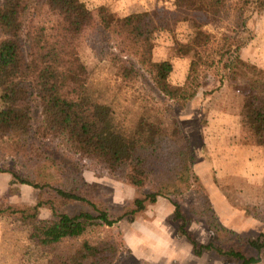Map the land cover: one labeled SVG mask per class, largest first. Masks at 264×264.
<instances>
[{"label": "trees", "instance_id": "1", "mask_svg": "<svg viewBox=\"0 0 264 264\" xmlns=\"http://www.w3.org/2000/svg\"><path fill=\"white\" fill-rule=\"evenodd\" d=\"M171 7L160 2L150 12L115 17L102 5L94 19L81 0H0V162L11 160L17 169L2 172L10 174L11 184L39 191L34 205L0 207V217H16L29 224L41 246L82 238L67 264H114L122 246L116 240L118 233L112 239L94 241L84 235L101 226L111 228L125 216L132 221L158 198L171 202L176 233L193 256L213 252L240 264L260 262L224 247L237 235L219 224L193 173V146L171 110L160 114L145 108L124 126L115 121L112 105L98 102L87 90V71L77 48L82 33L94 29L102 38L117 39L119 53L136 61L112 57L117 78L128 85L146 70L155 90L178 110L203 86L200 67L211 70L219 86H227L236 95L242 144L264 148V70L241 59V45L226 33L227 27L216 47L210 46L213 36L203 30L221 18H229L235 29H244L245 13L262 11L264 0H171ZM42 11L54 17V25L49 31H27V15ZM162 38L164 55L154 58ZM177 61L186 65L180 83L173 81ZM60 149L102 166L130 188L146 190L144 195L133 200L129 213L111 220L100 203L85 199L87 184L76 168L57 156ZM193 188L200 192L205 228L215 243L196 241L179 204L172 200ZM75 203L89 206L96 215L60 212ZM42 208L50 211V220L38 219ZM263 240L260 234L246 243L260 253Z\"/></svg>", "mask_w": 264, "mask_h": 264}, {"label": "rangeland", "instance_id": "2", "mask_svg": "<svg viewBox=\"0 0 264 264\" xmlns=\"http://www.w3.org/2000/svg\"><path fill=\"white\" fill-rule=\"evenodd\" d=\"M81 1L94 19L97 8L102 5L115 17L150 12L160 2L161 6L172 9L171 0ZM244 16V29H235L229 18H221L203 30L213 36L210 46L216 47L220 34L227 27L226 33L241 45V59L264 70V9L259 13L247 12ZM54 20L45 11L37 16L31 12L26 17L29 26L26 30L33 32L41 28L49 31ZM78 42L77 53L87 71V90L98 102L112 105L115 121L129 126L145 108H154L160 114L167 108L172 111L180 129L193 146L196 163L192 170L219 224L237 235V238H230L232 242L224 247H233L246 257L259 258L258 264H264V247L257 253L246 243L260 234L264 236V148L242 144L238 107L234 102L236 95L227 86H219L211 70L200 67L203 86L182 110H178L155 90L146 70L140 71L139 77L128 85L116 77L112 57L117 56L125 62L136 64L132 56L119 53L117 39L102 38L94 29H87ZM158 42L154 58L164 55L163 46L166 41L162 38ZM185 72V62L177 61L173 81L182 82ZM57 151L61 161L70 168H76L87 184L83 194L85 199L100 203L101 210L111 220L129 213L133 209V200L142 197L146 191L124 185L102 166L90 160L72 155L67 150ZM0 166L6 168L0 169V207L25 208L34 205L39 191L11 184L10 174L2 172L17 170L11 160L0 162ZM199 193L193 188L191 192L172 200L179 204L187 220V230L196 241L207 244L212 238L205 228ZM60 212L68 215L80 212L96 215L89 206L82 203L66 206ZM172 212L171 202L161 198L159 202L146 206L145 211L136 215L132 221L124 215L113 227L91 229L83 238L89 241L112 239L118 233L119 238L116 240L120 239L122 246L114 264H240L218 257L213 252H206L198 258L193 256L189 245L176 233L177 223L173 221ZM38 219L50 220V211L40 209ZM161 240L164 243L162 254ZM80 241L82 238L41 246L29 224L16 217H0V264H67L69 255Z\"/></svg>", "mask_w": 264, "mask_h": 264}, {"label": "crops", "instance_id": "3", "mask_svg": "<svg viewBox=\"0 0 264 264\" xmlns=\"http://www.w3.org/2000/svg\"><path fill=\"white\" fill-rule=\"evenodd\" d=\"M195 163H196V162H195ZM160 199H161V198H158L156 202H159ZM156 202H155V203H156ZM147 206H148V205H147ZM163 250H164V243H163V240H161V254H162Z\"/></svg>", "mask_w": 264, "mask_h": 264}]
</instances>
